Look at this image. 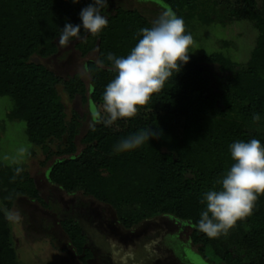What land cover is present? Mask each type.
<instances>
[{
  "label": "trees",
  "instance_id": "1",
  "mask_svg": "<svg viewBox=\"0 0 264 264\" xmlns=\"http://www.w3.org/2000/svg\"><path fill=\"white\" fill-rule=\"evenodd\" d=\"M156 1L170 6L187 29L199 0ZM214 1L226 6L228 19L248 20L258 30L248 62L241 66L222 52L196 55L190 46L189 62L172 70L148 104L135 116L119 118L110 126L97 123L93 127L92 123L81 138L84 146L79 152L80 116L75 112L67 121L57 87L61 78L35 58L57 52L61 28L69 22L81 23L80 12L92 0L79 4L73 0H0V96L13 100L8 117L26 122L29 141L41 146L47 159L58 156L49 168L52 182L112 205L121 212L125 226L139 219L125 216L126 209L138 210L142 217L164 214L191 224V240L206 264H213L206 255L209 246L226 264H264V194H259L252 214L227 234L209 237L198 226L205 208L202 194L219 189L234 163L230 145L252 138L264 142V0ZM110 5L108 0L101 8L108 27L99 35L82 30L76 44L84 55L95 48L98 51L97 60L87 62L90 86L79 74L63 81L71 96L79 93L92 108L102 105V94L117 74L107 54L127 56L142 38L139 29L152 26L140 10L117 6L112 13ZM201 62L217 63L222 71L232 72L222 92H209ZM163 113L183 121L165 122ZM256 114L259 121L253 120ZM146 128H153L157 137L138 149L114 152L121 139ZM65 136L64 147L53 151L50 143ZM189 172L192 176H187ZM23 194L40 198L34 179L20 165L0 161V264H20L5 210ZM70 226L80 235L78 225ZM72 238L75 242L76 235ZM78 245L81 251L82 244Z\"/></svg>",
  "mask_w": 264,
  "mask_h": 264
},
{
  "label": "rangeland",
  "instance_id": "2",
  "mask_svg": "<svg viewBox=\"0 0 264 264\" xmlns=\"http://www.w3.org/2000/svg\"><path fill=\"white\" fill-rule=\"evenodd\" d=\"M153 1L110 0L108 11L114 13L117 6L136 8L153 23L167 7L160 1ZM186 30L193 37L191 48L196 55L222 52L241 66L250 59L259 34L248 20L228 19L226 6L214 0L198 1ZM81 39L64 45L57 39V52L39 58L61 78L57 87L67 121L75 112L80 116L81 125L76 137L79 152L84 146L81 138L93 123L92 107L79 93L71 96L63 81L79 74L89 87L91 75L87 62L97 60L98 56L96 48L82 54L76 46ZM200 65L208 80L209 92H222L232 72L222 71L217 63L201 62ZM13 104L9 96H0V161L23 167L34 179L40 195L39 199L20 195L12 208L5 210L11 243L20 264H206L198 253L199 246L191 240V224L164 214L142 217L143 213L138 210L126 209L123 211L125 216H138L139 219L131 226H125L120 219L121 212L112 205L86 195L80 189L67 191L52 182L49 168L58 156L47 159L41 146L29 141L26 122L8 117ZM99 108L103 111L102 105ZM162 120L181 124L183 118L163 113ZM65 142L66 136L52 141L50 148L56 151L64 147ZM70 225H78L80 235ZM73 234L76 235L75 242ZM80 243L81 251L78 250ZM206 255L213 264H226L211 246L207 247Z\"/></svg>",
  "mask_w": 264,
  "mask_h": 264
},
{
  "label": "clouds",
  "instance_id": "3",
  "mask_svg": "<svg viewBox=\"0 0 264 264\" xmlns=\"http://www.w3.org/2000/svg\"><path fill=\"white\" fill-rule=\"evenodd\" d=\"M107 2L92 0L80 12L81 23L69 22L61 28L59 43L64 45L79 38L82 30L99 35L109 24L108 17L101 12ZM73 3L79 4L80 0ZM139 34L142 38L127 56L107 54L117 74L102 94L103 111L96 106L92 108L93 127L97 123L110 126L119 118L135 116L163 88L172 70L181 69L190 60L188 49L193 37L186 32L183 18L170 6L165 7L151 27L139 29ZM253 120L259 121L260 115H254ZM156 137L153 128L142 129L121 139L113 150L129 152ZM230 154L234 163L219 182L220 188L202 194L201 204L205 208L198 226L209 237L227 234L239 220L252 214L259 194H264V142L256 138L235 141L230 145Z\"/></svg>",
  "mask_w": 264,
  "mask_h": 264
},
{
  "label": "water",
  "instance_id": "4",
  "mask_svg": "<svg viewBox=\"0 0 264 264\" xmlns=\"http://www.w3.org/2000/svg\"><path fill=\"white\" fill-rule=\"evenodd\" d=\"M35 60H36V62H40L39 57H36Z\"/></svg>",
  "mask_w": 264,
  "mask_h": 264
},
{
  "label": "flooded vegetation",
  "instance_id": "5",
  "mask_svg": "<svg viewBox=\"0 0 264 264\" xmlns=\"http://www.w3.org/2000/svg\"><path fill=\"white\" fill-rule=\"evenodd\" d=\"M187 253V252H186Z\"/></svg>",
  "mask_w": 264,
  "mask_h": 264
}]
</instances>
